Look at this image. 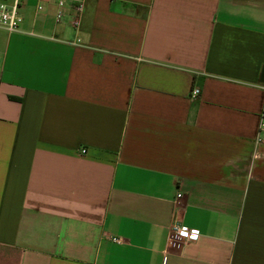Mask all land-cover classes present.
Wrapping results in <instances>:
<instances>
[{
  "label": "crops",
  "instance_id": "0c3cea01",
  "mask_svg": "<svg viewBox=\"0 0 264 264\" xmlns=\"http://www.w3.org/2000/svg\"><path fill=\"white\" fill-rule=\"evenodd\" d=\"M82 5L0 28V264H264V0Z\"/></svg>",
  "mask_w": 264,
  "mask_h": 264
},
{
  "label": "built area",
  "instance_id": "2783aa9c",
  "mask_svg": "<svg viewBox=\"0 0 264 264\" xmlns=\"http://www.w3.org/2000/svg\"><path fill=\"white\" fill-rule=\"evenodd\" d=\"M21 0H0V28L7 30L8 32H17L23 23V14L20 11ZM57 13L56 20L60 22L65 16V8L68 5H73L76 7L78 12L83 9L82 0H56ZM199 88H194L191 93L192 99L199 96ZM256 142H264V109L260 115V125L258 130V135ZM85 154V150L82 151ZM179 199L182 197L181 194L177 196ZM199 237V233L194 230L186 229L183 227L177 216L175 215L174 221L171 226L169 241L170 244L180 246L182 242H193ZM115 243H120V238L112 239Z\"/></svg>",
  "mask_w": 264,
  "mask_h": 264
}]
</instances>
